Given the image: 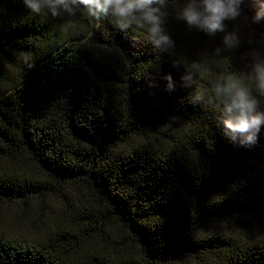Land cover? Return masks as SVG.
I'll return each mask as SVG.
<instances>
[{"label":"trees","instance_id":"obj_1","mask_svg":"<svg viewBox=\"0 0 264 264\" xmlns=\"http://www.w3.org/2000/svg\"><path fill=\"white\" fill-rule=\"evenodd\" d=\"M186 3L157 48L136 22L0 0V264H264V125L233 140L215 91L233 78L264 111V0L214 35Z\"/></svg>","mask_w":264,"mask_h":264},{"label":"clouds","instance_id":"obj_2","mask_svg":"<svg viewBox=\"0 0 264 264\" xmlns=\"http://www.w3.org/2000/svg\"><path fill=\"white\" fill-rule=\"evenodd\" d=\"M243 0H187L177 13V18L189 26H196L209 35L225 31L224 22L234 20L240 15ZM24 5L34 14L47 10L54 18L76 16L79 9L97 23L105 18L114 19L117 27L127 30L133 22L143 25L150 41L157 48L172 47L173 41L165 33V19L168 16L167 0H23ZM264 14V13H262ZM257 15L256 19H259ZM225 42L232 43L231 37ZM256 91L264 97V66L257 64L254 75ZM223 100L220 123L225 134L233 140L242 138L248 144H255L261 126L264 125V111L260 110V100L249 88L242 87L238 81L229 78L223 85L215 88Z\"/></svg>","mask_w":264,"mask_h":264},{"label":"rangeland","instance_id":"obj_3","mask_svg":"<svg viewBox=\"0 0 264 264\" xmlns=\"http://www.w3.org/2000/svg\"><path fill=\"white\" fill-rule=\"evenodd\" d=\"M242 28H243L244 30H247V29H248V26L245 25L244 22H242ZM3 213H4L3 215H5V217H8L7 215H10V213L8 212V210H4Z\"/></svg>","mask_w":264,"mask_h":264}]
</instances>
